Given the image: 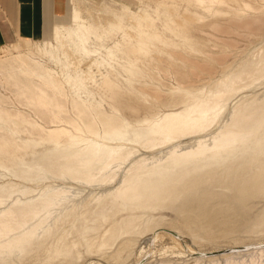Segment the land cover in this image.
<instances>
[{
  "label": "bare ground",
  "instance_id": "obj_1",
  "mask_svg": "<svg viewBox=\"0 0 264 264\" xmlns=\"http://www.w3.org/2000/svg\"><path fill=\"white\" fill-rule=\"evenodd\" d=\"M188 17L195 21L198 16L192 13ZM148 27L153 29L152 25ZM245 27L255 35L252 26ZM167 29L177 42L153 31L142 33L131 53L121 50L128 62L115 58L114 49H106L116 79L123 78L125 86L123 90L105 78L104 86L110 92L108 103L94 104L88 95L81 97V90H86L85 77L78 85L75 83L72 94H67L63 85L72 81L69 76L62 74L58 79L56 73L20 55L0 61V81L13 88L16 103L26 109L20 111L0 97V264L22 263L25 256L55 237L65 224H70V229L56 238L50 264H73L75 256H79L75 255L78 240H83L88 250L99 239L96 250L104 255L117 240L125 236L129 239L135 224L118 219L120 223L103 228L101 235L99 231L112 219L110 212L114 208L117 213L126 211V206L154 211L182 200L195 203L215 199L229 202L236 211L243 212L246 205L258 204L264 198V93L260 98L244 97L234 106H227L241 90L264 78V47L256 48L247 61L238 65L242 56L236 51L237 45L226 40L228 37L214 56H204L190 32ZM197 58L205 62L199 65L194 60ZM145 72L151 75L150 79ZM161 75L177 82L167 94L151 87L153 82L162 83ZM177 107L182 110L163 112ZM187 139L192 141L183 143ZM142 152L150 154L137 156ZM162 169L168 172L152 178ZM145 175L149 176L147 181L142 179ZM45 176L80 184L83 189L78 187L75 190L79 191L74 192L71 185L62 182L60 188L42 186L39 193L32 195L36 187L29 183ZM13 180L25 184L20 186ZM85 188L87 193L77 196ZM145 188L150 192H145ZM153 220L144 214L136 230L152 232L156 227L151 225ZM262 228L264 231V210L248 232L258 237ZM74 232L76 239L66 242ZM164 233L152 232L151 238L161 239ZM174 245L178 247L179 241ZM151 254L148 250L139 264H147ZM14 255H18L15 260ZM209 256L213 259L204 263L197 258L195 264H264V243Z\"/></svg>",
  "mask_w": 264,
  "mask_h": 264
},
{
  "label": "rangeland",
  "instance_id": "obj_2",
  "mask_svg": "<svg viewBox=\"0 0 264 264\" xmlns=\"http://www.w3.org/2000/svg\"><path fill=\"white\" fill-rule=\"evenodd\" d=\"M197 1L198 0H191V2L190 0H68V8L66 13L62 15L61 18H58L57 21H53V23H47L46 33L43 34L41 39L32 40L19 37L17 41L14 42L15 44L11 46L0 47V61L12 59L20 55L22 57H28L29 59L40 63V65H43L45 69L51 71L52 73H56V78L58 79H61L63 75L69 76L72 81L67 85H63V91L67 92V94H72L75 91L74 86L79 84V80L82 79V77L83 79L85 77L88 80H84L86 90H81V97L85 98V95H88V97H91L94 104L97 102L102 104L108 103L107 99H109L110 96V92L104 86L105 78H109L112 82L121 86L123 90L125 89L123 81L124 79H116L114 68L112 67V59L108 57L106 49H114L113 51L115 58L117 57V59H119L121 62H128V59L125 60V58H128L127 55L124 54L126 56L125 57L121 50L128 49L129 51H127L131 53L132 46H134L136 42L135 40L138 41V37L140 38V34L142 33L152 34L153 31L156 34H159L162 38L164 37V39L177 42V39L175 38L174 40L167 27H173V29L182 31L184 30V32L187 30V32H190V36L195 39L193 40V43H195L196 46H199V48L203 51L204 56H214V53L220 51V48H222L221 46L223 42H226V40L230 39L231 42H234L237 45L236 51L240 52V55L242 56L238 60V65L241 63V61L242 63L247 61L250 58L249 56H252L251 54H253L256 48L264 47V0H199L198 2L201 6L198 5ZM184 12H187L186 14L188 16H190L192 13H195L198 16L195 19V21H197H190L191 19H189V17L185 15ZM214 15H218V17H215ZM51 23L52 28L50 29ZM118 23H120L121 26ZM235 23L237 26H239L238 28L237 26H234ZM240 24L243 26V28H241ZM118 25L120 27L119 29L117 28ZM149 25H152L151 28L153 29H149ZM247 25H250L255 29V35H251L252 33L246 29L245 26ZM55 27L58 29H54ZM221 29L224 31V33ZM231 29L233 31H230ZM137 30L139 31L137 32ZM227 31L231 32V34L228 33L226 35ZM68 32L70 34H75L70 36L67 34ZM56 34L57 37H55ZM74 35L78 40L74 38ZM219 36H222L223 38L220 39ZM232 37H235V40H238L234 41ZM225 38L227 39L225 40ZM230 40L227 42H230ZM125 42H128L127 44H129L130 47L129 45H126ZM81 45L83 46V49ZM158 45L162 46V44L159 43ZM84 49L86 50L84 51ZM172 50L175 49L172 48ZM178 50L179 49H177V51ZM225 51L229 52L230 50L225 49ZM88 52L91 53L88 54ZM130 56L131 59H134L132 58L133 55L130 54ZM194 60L198 61L199 65L205 62L202 58H197ZM116 70L119 69L116 68ZM144 75L145 77L147 75V78L150 79L151 75L148 72H145ZM78 76L80 77L79 79ZM166 79H168V77H162L161 75V80L163 81L160 80V82L162 83L160 84L158 82H153L151 87H156L161 91V93L164 92V94H167L168 90L172 88V86L176 87L175 85H177V82H175L172 78H169V80ZM163 82H165V85L167 83V85L165 86ZM6 86L7 85L4 80L1 79L0 97L11 101L14 107L18 108L20 111H26L24 107H21L16 103L14 93L12 91L13 88ZM162 87L165 88L163 89ZM263 93L264 78L262 77L241 90L239 94L236 95V99L228 102L229 104H227V106L231 107L233 104H236V102L238 103V100L241 98L244 99V97H246L245 100L252 97L260 98ZM4 107H7L6 104ZM105 108L107 107L105 106ZM180 110H182V108L177 107L170 109L169 111L164 110L163 112L167 114L179 112ZM191 141L192 139H187L183 141V143H189ZM144 153L145 152H142L137 156L144 157L145 155L148 156L150 154L149 152H146L145 155H142ZM165 172H168V170H159L156 172L157 174L152 175V178L158 177L157 175L163 174ZM47 177L48 176L40 177L35 183H29L30 186L33 185V187H36L34 188L35 192L32 195L39 193L40 189L49 185L54 187H62L63 183H65L67 186L71 185L73 189L72 187H70V189L74 192L79 191H76V188L79 187L80 189L82 187L80 184L70 183L68 181L60 182V180L57 181V179H52L50 176L48 178ZM148 177V175H145L142 179L146 180ZM6 178H8V176ZM13 183L20 184V186L25 184L14 180ZM115 187H117V185ZM141 188L143 189L144 187L141 186ZM141 188L139 189L142 190ZM87 190L88 188H85V190L77 196L81 197L85 195ZM144 190L145 192H150L148 188H145ZM96 191L95 193L98 192ZM214 191H219V189H215ZM203 202L194 203L193 200H182L181 202H177L176 204L172 205V207H166L167 209L162 208L161 210V208H159L154 211L148 209H145L148 211H144L143 208L138 209L135 206H126V211L124 209L121 210L120 213H117V210L114 208L112 210L113 212H110V215L112 214L113 217L107 223L109 226L104 225L99 233L102 235L104 229H109L110 227L114 226L115 223L118 224L122 222V220H126L132 222V224L135 223L133 231L131 230V232H133L132 235H128L129 239H127L125 236L126 238H121V241L117 240L114 243L115 245L113 244L110 250H106L104 255H101V252L96 250L99 239H97L98 242L95 241L94 243L93 241V246L88 250L86 243L83 240H78V245L75 248V255L79 256H75L73 264H139V261L144 258L148 250L152 252V256L150 255L152 259L147 264H195V259L197 258H202L205 263L213 259L209 255L213 254L214 256L219 252L221 253L229 250L238 251L239 248H246L254 246V244L257 245L264 243L262 242L264 241L263 228L258 237L257 235L248 232L254 225L255 218L259 217L264 210V198L258 201L260 206L257 204V202L253 204L255 207L251 203H249L250 205H246V208H244L245 211H243L244 213L236 211L237 209L233 207L231 203L226 201H216L214 199L210 201L208 200L206 202L204 200ZM203 204L206 205L204 206ZM199 206L200 209L198 208ZM232 207L235 209L233 210ZM131 209L134 212L131 211ZM59 210H57V212L52 215L53 219L57 216ZM123 212H125V214H123ZM130 212H132L133 215ZM144 214L151 220L154 219L156 221L155 222L153 220V222H151V225L156 226L152 232L163 231L165 232L164 234H166L164 235L165 237L163 236L161 239L158 238L159 240H152V232L136 230V228H138V226L141 224L142 221L139 220H143ZM236 214L240 218L235 216ZM239 214H241V216ZM242 214H246V217ZM248 215L252 216L247 217ZM129 217L131 220H129ZM118 219H120V222ZM245 219H247V221ZM51 222L52 221L49 219L48 223ZM246 224L249 225L247 226ZM69 229L70 224L63 225L61 229H59L60 231H57L55 237L47 240L38 249H33L32 253L30 252L24 257L22 263L18 264H50L51 262L49 263V259L52 257V252L56 244V238L62 237V235L65 234L63 232H67ZM67 238L65 239L66 242L67 240L71 241L72 239H76L75 232L74 234H70ZM124 240H126V242ZM259 240L261 241L258 242ZM175 241H179V248L175 247ZM154 250L156 253H154ZM17 258L18 255H14L12 259L15 260ZM13 264H15V262Z\"/></svg>",
  "mask_w": 264,
  "mask_h": 264
},
{
  "label": "crops",
  "instance_id": "obj_3",
  "mask_svg": "<svg viewBox=\"0 0 264 264\" xmlns=\"http://www.w3.org/2000/svg\"><path fill=\"white\" fill-rule=\"evenodd\" d=\"M67 8L68 0H0V47L15 44L19 37L41 39L47 23L57 21Z\"/></svg>",
  "mask_w": 264,
  "mask_h": 264
}]
</instances>
